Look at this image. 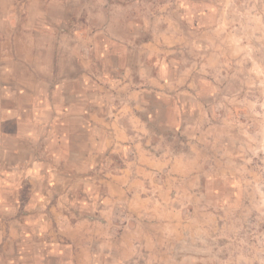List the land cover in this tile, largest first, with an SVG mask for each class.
<instances>
[{
  "label": "crops",
  "instance_id": "obj_1",
  "mask_svg": "<svg viewBox=\"0 0 264 264\" xmlns=\"http://www.w3.org/2000/svg\"><path fill=\"white\" fill-rule=\"evenodd\" d=\"M15 1L24 2V14H0V264H134L138 247L128 243V227L114 236L111 224L77 212L98 203L89 189L107 152L138 151L128 163L132 172L125 169L110 182L108 199L99 198L108 220L109 197L135 192L142 164L158 165L144 152L153 132L143 119L142 86L174 85L171 54L189 48L155 23L185 21L194 33L195 16H145L142 26L130 11L150 0H91L106 8L88 17V29L56 34L45 23L50 6H62L66 26L78 16L68 6L81 0H38L45 7L36 13L29 10L36 0ZM144 35L153 38L132 42ZM168 91L158 97L174 111ZM136 107L145 108L140 117ZM122 180L127 187L118 185Z\"/></svg>",
  "mask_w": 264,
  "mask_h": 264
},
{
  "label": "rangeland",
  "instance_id": "obj_2",
  "mask_svg": "<svg viewBox=\"0 0 264 264\" xmlns=\"http://www.w3.org/2000/svg\"><path fill=\"white\" fill-rule=\"evenodd\" d=\"M81 1L68 6L78 16H68L66 26L62 6L51 5L46 26L56 34L88 29V17L106 5ZM23 3L0 0V14H24ZM150 3L130 11L142 26L145 16H195L194 33L185 21L170 26L157 18L155 23L170 27L179 44L189 48L187 56L171 54L177 64L174 85L142 86L143 119L153 132L146 135L144 152L158 165L142 164L135 192L109 197L114 211L108 220L99 198L108 199L110 182L125 169L132 172L128 163L135 162L138 151L107 152L96 174L100 181L89 189L98 203L78 216L111 224L114 236L128 227V243L138 247L134 264H264V0ZM44 7L38 0L29 4L35 13ZM152 38L131 37L138 45ZM168 89L175 95L169 106L174 111L158 97ZM143 110L135 109L139 117Z\"/></svg>",
  "mask_w": 264,
  "mask_h": 264
}]
</instances>
